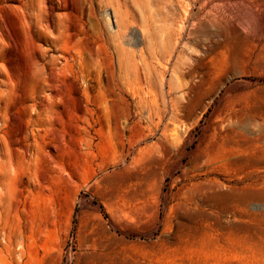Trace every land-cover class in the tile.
Here are the masks:
<instances>
[{
    "label": "rangeland",
    "instance_id": "1",
    "mask_svg": "<svg viewBox=\"0 0 264 264\" xmlns=\"http://www.w3.org/2000/svg\"><path fill=\"white\" fill-rule=\"evenodd\" d=\"M183 1L164 89L135 0H0V264H264V10Z\"/></svg>",
    "mask_w": 264,
    "mask_h": 264
},
{
    "label": "bare ground",
    "instance_id": "2",
    "mask_svg": "<svg viewBox=\"0 0 264 264\" xmlns=\"http://www.w3.org/2000/svg\"><path fill=\"white\" fill-rule=\"evenodd\" d=\"M215 1L216 0H194L193 4L200 3L201 7L210 6L211 9L217 10L214 8L216 4L214 3ZM135 2L139 4L140 6H142L143 10H142L141 20L148 29L152 27H154L155 29L157 28L155 25L156 19L167 22V25H164L163 27H161L159 30L156 31V34L158 35L159 32H161L164 35L166 40L169 42V45H172L170 50L168 48V50L166 51L167 53H163V51L154 44L153 49L150 52L151 56L166 54V57L164 59L165 63L161 65L163 69L161 73V83L165 89V85L166 87L167 85L170 86V81H169L167 72L168 71L174 72L177 69L178 59L181 56L183 48L187 44L188 38L194 35L200 26H204L205 22H203L202 19H198V18L196 19L198 21H196L195 19H192L193 5H191L192 7H190V4L184 3L183 0H143L142 2L140 0H135ZM223 2L224 4L222 3L221 4L219 3V4L227 5L228 9L240 5V6L248 7L255 11L264 10V0H223ZM153 5L155 8L153 7ZM220 5L218 6L220 7ZM151 7H153V9ZM146 9H148V11H146ZM124 11H125L126 20L133 17L134 12H133V9L129 7V5H125ZM221 14L222 13H214L213 14L214 19L209 20L207 22L209 23L218 22V24H221L222 26H224L225 25L224 22H226L227 19L225 16H221ZM156 36L154 37V39L156 38ZM149 66H150V63L147 62L146 67H149ZM144 77L146 79V73L141 74V72L138 71V67H137L136 73H135V79H134L135 83L139 85H143ZM225 82L226 80L225 81L223 80L222 85H225ZM140 89H142V91L139 90L137 91V93L134 92L132 95L134 98H137L136 103H135L137 104L136 107H138L140 110H144L148 108L149 110L148 109L147 110L150 113L153 110H155V101L148 91L144 90L143 87H141ZM193 89H194V86L192 87V89L190 88L189 90L187 89L185 90L186 99L190 100L192 98ZM171 90H172L171 87H169L167 93L170 94ZM172 100L173 99H171V101ZM180 107L186 108L187 106L186 105L184 106V104H182L180 105ZM138 108L136 110H138ZM224 115L225 113L223 112L221 114V119L223 120L225 119ZM260 119L261 120L260 122H258V124H260L262 127H257L254 131V134L257 136L258 139H261L264 137V114L260 117ZM215 131L217 132V128Z\"/></svg>",
    "mask_w": 264,
    "mask_h": 264
}]
</instances>
